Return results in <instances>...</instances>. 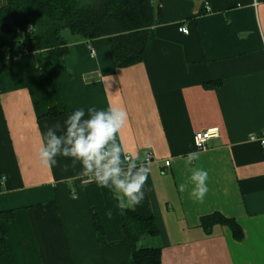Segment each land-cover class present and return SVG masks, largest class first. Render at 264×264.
I'll return each instance as SVG.
<instances>
[{"label": "crops", "instance_id": "obj_1", "mask_svg": "<svg viewBox=\"0 0 264 264\" xmlns=\"http://www.w3.org/2000/svg\"><path fill=\"white\" fill-rule=\"evenodd\" d=\"M152 4L164 22L138 64L115 67L105 38L68 35V55H20L0 73V214L10 219L0 225V264H132L112 193L67 159L48 171L35 156L45 125L108 106L127 112L124 153L152 156L145 198L128 208L156 224L141 246L160 248V264H264V147L248 139L264 133V0ZM214 128L218 137L197 151L193 135ZM194 165L208 172L203 203L177 191ZM214 213L242 238L224 225L206 231L201 219Z\"/></svg>", "mask_w": 264, "mask_h": 264}, {"label": "trees", "instance_id": "obj_2", "mask_svg": "<svg viewBox=\"0 0 264 264\" xmlns=\"http://www.w3.org/2000/svg\"><path fill=\"white\" fill-rule=\"evenodd\" d=\"M163 22L162 11L152 0H5L0 7V73L7 70L10 59L20 55H68L65 30L87 42L105 38L113 65L129 67L142 61L150 29ZM3 24L11 29L9 33L2 31ZM56 115L49 110L46 116ZM92 218L98 227L94 213ZM121 219L132 264H160V248L141 246L142 241L157 235L154 219L132 209L121 210ZM9 220L0 214L2 230ZM215 224L227 226L235 240L242 238L233 219L219 213L201 219L206 231Z\"/></svg>", "mask_w": 264, "mask_h": 264}, {"label": "clouds", "instance_id": "obj_3", "mask_svg": "<svg viewBox=\"0 0 264 264\" xmlns=\"http://www.w3.org/2000/svg\"><path fill=\"white\" fill-rule=\"evenodd\" d=\"M127 120V112L120 107L77 108L62 123L58 120L45 125L39 133L36 160L51 171L58 157L67 159L71 166L79 165V176L94 182L98 188L108 189L118 208H135L145 198V181L151 169L146 158L137 153H124L118 142V134ZM198 159L196 151L186 154L189 163ZM207 181L208 172L194 165L188 184H178L177 191L187 190L194 202L203 203L208 192Z\"/></svg>", "mask_w": 264, "mask_h": 264}, {"label": "built area", "instance_id": "obj_4", "mask_svg": "<svg viewBox=\"0 0 264 264\" xmlns=\"http://www.w3.org/2000/svg\"><path fill=\"white\" fill-rule=\"evenodd\" d=\"M203 11L205 13L210 12V7L208 6L207 2H204ZM179 32L182 34H187L186 27L179 28ZM90 53H93V50L90 49ZM217 137H218V130L216 128L195 133L193 135V143H194L195 149L197 151H204L206 149V144L208 140L211 138H217ZM248 139L249 141H256L262 147H264V133H262L259 137H256L255 135L250 134L248 136ZM144 158H146L147 163L152 160V156L150 153H147ZM168 164H169V161H166L165 165L168 166Z\"/></svg>", "mask_w": 264, "mask_h": 264}, {"label": "water", "instance_id": "obj_5", "mask_svg": "<svg viewBox=\"0 0 264 264\" xmlns=\"http://www.w3.org/2000/svg\"><path fill=\"white\" fill-rule=\"evenodd\" d=\"M1 28L5 33H9L11 31V29L6 24H3Z\"/></svg>", "mask_w": 264, "mask_h": 264}, {"label": "rangeland", "instance_id": "obj_6", "mask_svg": "<svg viewBox=\"0 0 264 264\" xmlns=\"http://www.w3.org/2000/svg\"><path fill=\"white\" fill-rule=\"evenodd\" d=\"M68 35H71L69 34V32L67 30L63 31V36L67 39L69 38Z\"/></svg>", "mask_w": 264, "mask_h": 264}]
</instances>
